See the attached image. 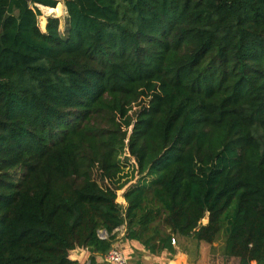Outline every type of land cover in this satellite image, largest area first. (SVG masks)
<instances>
[{
	"label": "trees",
	"instance_id": "trees-1",
	"mask_svg": "<svg viewBox=\"0 0 264 264\" xmlns=\"http://www.w3.org/2000/svg\"><path fill=\"white\" fill-rule=\"evenodd\" d=\"M58 2L0 0V264H95L121 225L264 264V0H63L42 31Z\"/></svg>",
	"mask_w": 264,
	"mask_h": 264
},
{
	"label": "crops",
	"instance_id": "crops-1",
	"mask_svg": "<svg viewBox=\"0 0 264 264\" xmlns=\"http://www.w3.org/2000/svg\"><path fill=\"white\" fill-rule=\"evenodd\" d=\"M122 191L118 194L117 202L125 205ZM124 230L125 226L121 225L113 231L115 234L113 246L122 251L127 264H237V258L223 255L222 243L196 242L192 237L177 236L173 244L175 248L173 254L163 251L159 255H154L145 250L139 242L126 239ZM89 254L87 249L75 248L69 252V258L77 260L80 264H89ZM95 264L112 263L106 260L105 255H96Z\"/></svg>",
	"mask_w": 264,
	"mask_h": 264
},
{
	"label": "rangeland",
	"instance_id": "rangeland-1",
	"mask_svg": "<svg viewBox=\"0 0 264 264\" xmlns=\"http://www.w3.org/2000/svg\"><path fill=\"white\" fill-rule=\"evenodd\" d=\"M59 3L62 4L63 6V14L61 15H57L56 13L54 12H44L43 8H41V6H36L39 11H40V15L38 16L37 20H38V26L39 28L44 31L45 29V25L43 26V28L41 27V24H40V21H41V18L43 17V20L46 24V21H47V18L48 17H58L59 18V31L62 35H64L65 33V27H66V20H67V13H66V8H65V5L63 4V0H59ZM34 6V5H33ZM126 156H130L128 153H126L125 155H122L121 156V160L123 162H127V165L125 168H124V173L125 175H131L132 174V168L133 166H135V160L132 158V157H128V160H125L124 158H126ZM93 178L96 179L100 184H105L104 181H102L100 179V175H99V171L97 169H94L93 170ZM133 181V180H132ZM131 181V182H132ZM121 190L118 191L117 195L120 194ZM117 200H118V196H117ZM202 223H205L204 221H202ZM222 236H223V233L220 235V239L216 242L218 243H222Z\"/></svg>",
	"mask_w": 264,
	"mask_h": 264
},
{
	"label": "built area",
	"instance_id": "built-area-1",
	"mask_svg": "<svg viewBox=\"0 0 264 264\" xmlns=\"http://www.w3.org/2000/svg\"><path fill=\"white\" fill-rule=\"evenodd\" d=\"M171 243L175 244L174 238L171 239ZM70 252H72V250ZM105 258L107 261L111 262L112 264H127L126 257L124 256L122 251L116 246H112L107 251V253L105 254Z\"/></svg>",
	"mask_w": 264,
	"mask_h": 264
},
{
	"label": "water",
	"instance_id": "water-1",
	"mask_svg": "<svg viewBox=\"0 0 264 264\" xmlns=\"http://www.w3.org/2000/svg\"><path fill=\"white\" fill-rule=\"evenodd\" d=\"M36 6H38L39 4H35ZM203 219H206V221H204L205 223L207 222L208 218H207V215L203 218ZM106 235V232L105 231H101L100 232V236L104 237ZM77 248H80L81 250H83L84 248H81V247H77ZM78 254V253H77ZM73 259V258H72ZM74 260V259H73Z\"/></svg>",
	"mask_w": 264,
	"mask_h": 264
},
{
	"label": "bare ground",
	"instance_id": "bare-ground-1",
	"mask_svg": "<svg viewBox=\"0 0 264 264\" xmlns=\"http://www.w3.org/2000/svg\"><path fill=\"white\" fill-rule=\"evenodd\" d=\"M203 221H206V219H203Z\"/></svg>",
	"mask_w": 264,
	"mask_h": 264
}]
</instances>
